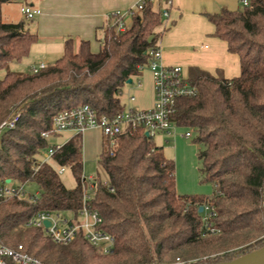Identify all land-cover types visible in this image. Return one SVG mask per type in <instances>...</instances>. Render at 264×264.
I'll use <instances>...</instances> for the list:
<instances>
[{
	"label": "trees",
	"instance_id": "16d2710c",
	"mask_svg": "<svg viewBox=\"0 0 264 264\" xmlns=\"http://www.w3.org/2000/svg\"><path fill=\"white\" fill-rule=\"evenodd\" d=\"M0 0V124L15 113L19 119L0 137V182L34 184V201L0 202V242L22 245L24 252L49 264H215L229 262L264 246V0H237L235 10L205 14L214 36L239 58L240 74L225 79L190 67L189 82L197 94L176 102L171 116L176 127L190 131L198 152L202 180L214 185L211 196L176 193L173 161L144 129L124 133L113 150L104 144L98 165L112 192L97 177L83 176V134L70 137L51 157L42 133H51L52 118L63 110L89 105L99 116L122 112L123 88L141 74L148 52L168 30L163 3L144 5L123 32L108 23L98 37L97 53L88 41L68 38L62 55L37 73L10 71L26 58L38 37L24 22L2 20ZM243 1L247 2L244 6ZM56 167L69 170L67 187ZM85 191L102 220L99 229L112 238L109 254L79 234L55 244L41 229L25 228L37 212L72 213L83 207ZM30 195V194H29ZM211 206L216 234H205L201 206Z\"/></svg>",
	"mask_w": 264,
	"mask_h": 264
},
{
	"label": "built area",
	"instance_id": "2783aa9c",
	"mask_svg": "<svg viewBox=\"0 0 264 264\" xmlns=\"http://www.w3.org/2000/svg\"><path fill=\"white\" fill-rule=\"evenodd\" d=\"M158 0H139L137 4L126 12H116L111 14L117 21L113 23L119 32H123L129 25L130 18L140 13L147 3H152L155 8V2ZM163 5L161 8L162 17L166 21L169 18V10L172 6V0H161ZM247 5L246 1L242 3ZM21 14L26 21L32 20L39 11L29 6L21 8ZM149 62L146 66L139 70L143 72L148 70L152 77L154 90V104L150 109H139L133 106L134 97L128 96V104L122 112L113 116H99L89 105H82L77 108L63 110L53 116L51 123V133H42L41 137L49 139L62 133L69 132L73 135L84 134L90 130H98L107 143V148L110 152L115 146L118 136L124 133H132L138 129H144L150 137L155 136L158 132L170 134L174 129L175 124L171 120L174 113L176 102L183 98H190L197 94V88L193 86L187 74L178 66H165L162 63V53L159 45L152 48L148 52ZM45 67V64L33 66L30 71L37 73ZM136 85H141L137 81ZM19 113H15L0 124V137L5 131L12 130L18 119ZM185 139L192 138L190 131L183 134ZM61 145L56 144L48 148L42 154V162L50 163L54 152ZM55 170L59 175L65 172V168L56 167ZM92 177L87 179L92 181ZM103 185L111 192L113 191L105 180ZM10 199L34 201V196L29 195L25 190V186L14 185L11 182H0V202H5ZM202 222L205 234H216L213 226V219L216 217L214 209L209 206H201ZM62 212L40 211L33 215L25 224V228L41 229L43 235L55 244L67 245L73 242L79 234H82L84 239L93 247L99 248L103 254H109L112 250L113 240L105 235L99 225L102 220L98 211L90 205V195L85 191L83 207L75 216L65 217ZM45 222L49 226H45ZM264 244V234L260 238ZM0 264H49L40 259L33 257L26 252L22 245L16 247H7L0 242ZM172 264H185L177 260Z\"/></svg>",
	"mask_w": 264,
	"mask_h": 264
},
{
	"label": "crops",
	"instance_id": "0c3cea01",
	"mask_svg": "<svg viewBox=\"0 0 264 264\" xmlns=\"http://www.w3.org/2000/svg\"><path fill=\"white\" fill-rule=\"evenodd\" d=\"M18 1L24 2L20 11L25 6L39 11V14L30 20H34L31 28L27 29L25 26L26 31L38 37L30 55L34 52L38 53L39 63L30 66L31 69L40 64H50L48 61L50 57L53 58L51 63L59 59L62 55L63 43L68 38H73L77 42L88 41L91 51L95 53L97 38L101 36L109 16L116 12H126L139 0ZM158 2H155V6ZM6 6L7 4L3 5L1 10L2 20ZM224 8L235 10L237 0H172L169 18L165 21L168 30L159 41L163 65L181 67L186 74L190 67H196L212 75L220 73L228 80L238 77L240 74L238 56L229 53L226 42L213 35L215 27L205 17V14H215ZM24 21L26 20L22 19L20 22ZM4 22L15 24L19 21ZM135 80L140 81L141 85L139 87L136 85L130 94L134 97L133 106L143 110L152 108L154 90L150 72L144 70ZM124 104H128V97ZM87 132H95L99 135L97 151L99 156L106 141L98 130ZM72 136L73 134L68 136L64 142Z\"/></svg>",
	"mask_w": 264,
	"mask_h": 264
},
{
	"label": "rangeland",
	"instance_id": "374dc122",
	"mask_svg": "<svg viewBox=\"0 0 264 264\" xmlns=\"http://www.w3.org/2000/svg\"><path fill=\"white\" fill-rule=\"evenodd\" d=\"M21 5L24 2L14 1L5 7V12L3 15L4 21L20 22L24 17L20 12ZM239 2L237 1V8ZM236 8V9H237ZM34 21V20H33ZM33 21H24L27 29L31 28ZM98 39V38H97ZM97 48L95 53L98 52V41L96 42ZM53 58H48L51 63ZM39 63L38 53L29 54L26 58L20 62L12 63L9 67L10 71L15 73L27 74L30 73V66ZM5 75V71H0V79ZM136 80L132 84H127L121 95V101L125 103L127 97L130 96L132 89L136 87ZM186 129L181 127H174L167 135L163 132H158L155 134L153 142L156 146L163 148L164 156L173 161L175 170V187L176 193L180 196H205L209 197L214 192V185L202 180L200 175V161L197 157L198 152L201 150V146L193 142V138L185 139L183 134ZM71 133H62L60 136H55L50 138V145L64 144L65 140ZM99 135L97 133H85L83 134V150H82V163H83V176L86 179L89 178H99L102 182L106 180V175L98 165V142ZM62 181L67 187L74 186V179L69 170L65 169V172L60 176ZM25 190L30 195L37 194V187L34 184H28L25 186ZM65 217L70 218V213H63Z\"/></svg>",
	"mask_w": 264,
	"mask_h": 264
},
{
	"label": "water",
	"instance_id": "95a60500",
	"mask_svg": "<svg viewBox=\"0 0 264 264\" xmlns=\"http://www.w3.org/2000/svg\"><path fill=\"white\" fill-rule=\"evenodd\" d=\"M132 80H129L127 84H131ZM7 182H10V180H7ZM199 213H202V208H199ZM45 226H49L48 222H45ZM215 264H264V246L257 250H253L249 253H245L244 255H241L237 257L236 259H233L229 262H221V263H215Z\"/></svg>",
	"mask_w": 264,
	"mask_h": 264
}]
</instances>
